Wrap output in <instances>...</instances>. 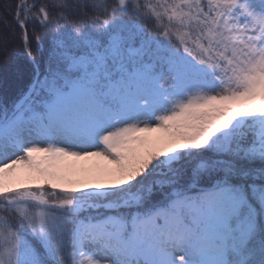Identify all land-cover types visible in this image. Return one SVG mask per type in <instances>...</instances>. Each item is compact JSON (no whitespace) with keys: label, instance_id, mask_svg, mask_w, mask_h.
I'll return each mask as SVG.
<instances>
[{"label":"snow or ice","instance_id":"1","mask_svg":"<svg viewBox=\"0 0 264 264\" xmlns=\"http://www.w3.org/2000/svg\"><path fill=\"white\" fill-rule=\"evenodd\" d=\"M0 54V264H264V0H13Z\"/></svg>","mask_w":264,"mask_h":264},{"label":"trees","instance_id":"2","mask_svg":"<svg viewBox=\"0 0 264 264\" xmlns=\"http://www.w3.org/2000/svg\"><path fill=\"white\" fill-rule=\"evenodd\" d=\"M12 2L13 0H0V11H2L3 6H6L7 4ZM2 59H3L2 54H0V61H2ZM3 71H4L3 64L0 63V79H3ZM9 71H10V67H9Z\"/></svg>","mask_w":264,"mask_h":264}]
</instances>
